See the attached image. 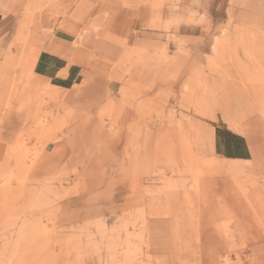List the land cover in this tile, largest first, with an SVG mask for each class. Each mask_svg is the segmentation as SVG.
Returning <instances> with one entry per match:
<instances>
[{
	"label": "rangeland",
	"instance_id": "374dc122",
	"mask_svg": "<svg viewBox=\"0 0 264 264\" xmlns=\"http://www.w3.org/2000/svg\"><path fill=\"white\" fill-rule=\"evenodd\" d=\"M202 3L19 5L0 54V115L21 116L0 142V264H264V0L214 19ZM58 26L69 46H45ZM57 49L84 67L69 90L34 72ZM137 152L147 173L101 199Z\"/></svg>",
	"mask_w": 264,
	"mask_h": 264
},
{
	"label": "crops",
	"instance_id": "0c3cea01",
	"mask_svg": "<svg viewBox=\"0 0 264 264\" xmlns=\"http://www.w3.org/2000/svg\"><path fill=\"white\" fill-rule=\"evenodd\" d=\"M24 0H0V54L4 49H6L10 43L12 42L16 30H17V15L19 5L23 4ZM228 0H203L202 8L204 12L210 14L212 18H217L222 16V14H226ZM103 6V5H102ZM104 7V6H103ZM71 15L77 21H81L88 15L90 16L94 13L93 8H85L84 3L79 2L75 3L71 8ZM73 10V12H72ZM95 10V9H94ZM93 11V12H92ZM221 19H218L220 22ZM220 25V23H219ZM68 29V28H67ZM65 27L58 26L55 28V31L59 33L60 38H55L53 43L48 41L45 43V46L57 47V48H65L68 45V41L70 32H68ZM69 46V45H68ZM63 52V54L61 53ZM34 72L41 77L42 79L48 80L51 82L52 80L57 78V85L62 89H71L72 84L78 79L82 78V73L84 71V67L82 65L80 55L73 54L72 56L65 54V49L60 51L57 49L56 52H51L49 50H42L37 55V58L34 62ZM70 79L67 85L66 81ZM68 86V87H67ZM21 116L14 110H10L9 113L0 115V142L1 143H14L17 138V130L20 126ZM150 135H145V143L149 142ZM141 156L139 153L131 154L127 160H124L123 164L115 163L108 170L110 175L109 180L112 182L113 186L109 188L113 193L108 196H102L101 199H105L106 201H110L111 199H116L117 185L119 186L121 183L115 182L121 178H134L139 177L149 170V164L141 162ZM146 168H145V167ZM144 169V170H143ZM112 205H99L97 210L101 209H110ZM81 212L75 213L73 216H80ZM87 217L84 220H88Z\"/></svg>",
	"mask_w": 264,
	"mask_h": 264
},
{
	"label": "bare ground",
	"instance_id": "6f19581e",
	"mask_svg": "<svg viewBox=\"0 0 264 264\" xmlns=\"http://www.w3.org/2000/svg\"><path fill=\"white\" fill-rule=\"evenodd\" d=\"M255 83V82H254ZM204 112V111H203ZM194 141V140H193ZM211 144V143H210ZM204 160V159H203Z\"/></svg>",
	"mask_w": 264,
	"mask_h": 264
}]
</instances>
